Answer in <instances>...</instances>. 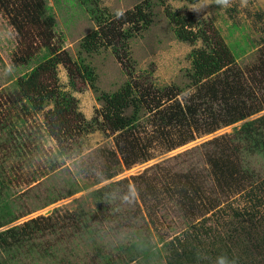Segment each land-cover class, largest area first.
Returning <instances> with one entry per match:
<instances>
[{
	"label": "trees",
	"instance_id": "obj_1",
	"mask_svg": "<svg viewBox=\"0 0 264 264\" xmlns=\"http://www.w3.org/2000/svg\"><path fill=\"white\" fill-rule=\"evenodd\" d=\"M188 1L194 3L196 0ZM77 3L88 14L95 28L80 40L78 57L74 61L67 53L59 52L54 47L56 20L46 0H0V12L8 18L14 31L19 36L25 35L28 30L34 31L36 40L44 47L40 55L30 52L29 47L30 51L20 57V65L31 63L33 58L36 59V64L29 72L13 81L8 99L4 97L5 103H1L0 99L1 106L9 104L15 108L18 105L16 108L26 117L45 110V106L51 104L52 107L43 111L47 120V132L60 143L63 138L70 139L72 131L76 129L78 133L93 129L105 131L106 128L118 132L114 136L115 153L110 154H119L120 161L116 159V163L121 162L125 170L153 160L157 150L159 155H165L192 142L198 136L232 127V133L215 136L201 144L206 149L203 158L217 194L230 196L245 194L243 192L247 191L246 194L253 203L250 205L251 211H247V208L243 211L235 209L233 217L236 220L247 217L248 222L255 227L253 214L254 209L261 206L262 199L264 201V177L250 181L253 177L247 169L242 168L241 160L255 154L264 157V37L259 43V46H263L257 63L248 70L239 67L236 62L242 53L234 47L238 42L234 45L226 44L213 24L203 20L195 22L192 17L166 11L178 40L189 43L201 40L203 44L193 48L188 54V87L143 89L134 80L133 65L129 64L128 41L137 31L151 24L145 6L138 4L132 10L113 14L100 6V0H77ZM145 5L148 7L149 2ZM108 47L124 68L127 80L111 94L100 93L97 99L101 108L97 112L101 120L96 117L91 122L86 121L82 114L72 109L68 93L57 88L49 89L43 77L47 74L56 75L58 65H63L70 77L73 75L71 67L74 66L83 81L94 88V72L89 65L83 63L80 54L95 53ZM184 91H187L186 95L183 94ZM129 108L133 109V113L126 116L125 112ZM141 109H145L147 113L153 112L145 124L137 121ZM72 121L76 122L75 126L70 124ZM16 135V130H13L10 141H16ZM20 149L23 148H19V155ZM162 166L160 162L154 163L140 173L112 181L94 190L89 196L94 205L92 209H85L82 204L64 215L56 209L20 224L14 222L29 213L13 216L10 207L12 201L0 184V264H15L22 256H38L41 260L54 259L60 252V263L66 262L67 257L62 254L63 251L54 247L62 240L74 239L75 236L86 239L94 246L99 261L117 264L120 259H115L96 245L100 232H105L113 219L118 220L123 216L137 219L139 213L143 212L152 218L154 210L166 198L175 202L181 214L189 219V223L179 236L163 243L165 264H258L247 261L250 254L247 250L245 252L247 246H243L244 239L241 240L240 237V234L246 232V223L241 224L239 221L238 228L232 227L230 233L224 235L216 231L211 236V228L205 227V235H202L200 231L203 229L199 226L204 227L205 223H193V220L202 218L201 221L206 222L207 215H211L219 207V199L199 205L202 188L197 178L189 173L177 172L174 173V178L167 180ZM151 171L153 174L148 175ZM122 172V168L113 170L109 165L99 173L97 180L109 181ZM246 180H249V185L244 188ZM130 200L136 205V210L126 207L121 213L115 212L116 208L122 207V203ZM128 224L121 221L117 228L111 230L132 228ZM47 236L51 237L46 239ZM54 238L56 239L52 241ZM251 240L252 246L264 247V234ZM122 246L125 248L118 250L126 251V263L153 254L147 247H138L137 242ZM63 250L70 254L65 248Z\"/></svg>",
	"mask_w": 264,
	"mask_h": 264
},
{
	"label": "rangeland",
	"instance_id": "obj_2",
	"mask_svg": "<svg viewBox=\"0 0 264 264\" xmlns=\"http://www.w3.org/2000/svg\"><path fill=\"white\" fill-rule=\"evenodd\" d=\"M147 1L148 7L145 5ZM46 2L52 8L56 20L54 47L59 49V52L67 53L72 60H77L80 40L95 28L93 22L77 0H46ZM138 4L146 7L144 9L151 19V24L137 31L128 41V57L129 64L133 65L134 80H137L143 89L165 86L188 87L189 81L186 77V72L190 69L188 54L193 48L203 44L201 40L194 43L178 40L174 36L173 25L168 20L166 11L192 17L195 22L203 20L213 24L228 45L238 42L234 47L237 51H242L236 61L239 67L249 70L257 63L263 46H259V43L264 37V0H228L227 4H218L216 0H196L194 3L188 0H100V6L107 8L113 14L132 10ZM35 35L34 31L28 30L25 35L19 36L10 26L8 18L0 12L1 103H5V98L8 99L13 81L23 73L29 72L36 64V59L33 58L31 63L20 65V57H24L30 50L37 55L43 52L44 47L38 43ZM80 56L83 63L89 65L94 72V88L83 81L74 66L71 67L73 75L70 77L67 69L63 65H58L56 75L47 74L43 79L49 89L57 88L68 93L72 109L82 114L86 121L91 122L96 117L101 120L97 112L101 108L97 97L100 93L111 94L120 89L126 82L127 75L110 47L101 48L98 52L90 54L81 52ZM186 93L187 91H184L183 94ZM17 106L13 108L9 104L8 106L0 104V184L12 201L10 203L12 215L29 213L14 223L20 224L30 218L47 215L56 209L64 215L68 210L72 211L82 204L85 209H92L94 205L89 196L94 190L112 181L140 173L150 165L160 162L167 180L174 178V173L177 172L189 173L190 176L197 178L202 188L199 205L219 199V207L211 215H207L206 222H202V218H197L193 223H205L204 227L201 225L199 227L202 229L210 227L212 233H208L211 236L213 233L216 234V231L222 235L229 234L232 227H239V221L241 224L246 223L244 225L247 226L246 232L240 234V237L241 240L244 239L243 246H247L245 252L247 250L250 254L247 261L264 264V247L252 246L251 240L264 234L263 199L261 206L254 209L255 227L248 222L247 217L236 220L233 217L235 209L243 211L247 208V211H251L250 205L253 203L250 202L247 191L243 192L245 194L230 196L217 194L212 179L206 171L207 165L203 158L206 149L201 144L215 136L232 133V127L220 129L210 135L198 136L192 142L165 155H159L157 150L153 160L125 170L121 162L116 163V159L120 161L119 154H110L115 153L114 136L118 135V132L106 128L105 131L93 129L78 133L76 129L72 131L70 139L63 138L60 143L47 132V120L43 111L52 107L51 104L45 106V110L26 117L21 115ZM132 110V108L126 110L125 115L130 116ZM152 113L141 109L137 121L145 124L146 119L152 117ZM262 113L264 114V111ZM75 123L72 121L70 124L75 126ZM13 130L17 132L16 141H10ZM21 147L23 149H20L19 155ZM241 163L242 168L247 169L253 177L250 181L254 182L264 177L262 155L245 156ZM109 165L113 170L122 168L123 172L109 181L97 180L100 177L99 173L101 174ZM162 173L163 171L161 175ZM150 174H153L152 171L148 173ZM163 181L166 183L165 178ZM248 182L249 180H246L244 188L249 185ZM52 201L55 202L43 207ZM41 207L43 208L40 209ZM126 207L136 210V205L130 200L128 203H122V207L116 208L115 212L121 213ZM121 221L129 223L132 228L111 230L117 228ZM188 223L189 219L181 214L175 202L166 198L159 208L154 210L152 218L142 212L137 219L124 216L118 220L113 219L106 231L100 232L96 245L101 246L105 253L111 254L115 259H120L117 264H165L163 243L174 236H179L187 229ZM200 232L205 235L204 229ZM50 237L47 236L46 239ZM78 237L64 240L65 243L62 240V244H56L54 247L63 251L62 254L67 257L66 262L60 263L59 258L62 257L60 252L57 258L45 260L38 259V256L33 258L22 256L15 264H69L70 262L105 264L99 261L94 246L86 239ZM134 242H137L138 247L151 249L153 254L126 263V251L119 252L118 249L125 248L122 245H131ZM64 248L70 254H67Z\"/></svg>",
	"mask_w": 264,
	"mask_h": 264
},
{
	"label": "clouds",
	"instance_id": "obj_3",
	"mask_svg": "<svg viewBox=\"0 0 264 264\" xmlns=\"http://www.w3.org/2000/svg\"><path fill=\"white\" fill-rule=\"evenodd\" d=\"M218 4H227L228 0H216Z\"/></svg>",
	"mask_w": 264,
	"mask_h": 264
}]
</instances>
